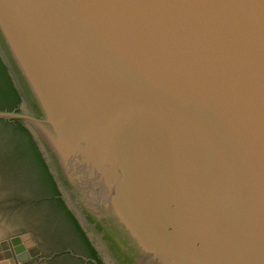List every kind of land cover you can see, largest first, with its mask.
I'll list each match as a JSON object with an SVG mask.
<instances>
[{
  "label": "water",
  "instance_id": "water-1",
  "mask_svg": "<svg viewBox=\"0 0 264 264\" xmlns=\"http://www.w3.org/2000/svg\"><path fill=\"white\" fill-rule=\"evenodd\" d=\"M0 61L101 264H264V0H0Z\"/></svg>",
  "mask_w": 264,
  "mask_h": 264
},
{
  "label": "rangeland",
  "instance_id": "rangeland-1",
  "mask_svg": "<svg viewBox=\"0 0 264 264\" xmlns=\"http://www.w3.org/2000/svg\"><path fill=\"white\" fill-rule=\"evenodd\" d=\"M21 140L18 131L0 123V147L5 151L4 157L0 153V245L18 236L31 254L23 264H58L50 256L66 249L69 241L56 229L57 221L48 217L50 212L58 211L57 204L44 183L41 168L34 160L29 162L20 156L17 144ZM3 163L10 169L8 180L2 177ZM58 260L72 264L67 256Z\"/></svg>",
  "mask_w": 264,
  "mask_h": 264
},
{
  "label": "trees",
  "instance_id": "trees-1",
  "mask_svg": "<svg viewBox=\"0 0 264 264\" xmlns=\"http://www.w3.org/2000/svg\"><path fill=\"white\" fill-rule=\"evenodd\" d=\"M19 102L18 95L12 86L9 76L5 70L4 65L0 61V110H11L17 106ZM15 125H11L13 129L19 132L22 140L18 142L17 148H19V153L22 158H26L29 162L34 160L36 165L41 168L44 175V183L51 193V197L55 200L57 204L58 211H53L48 214V217L56 220V229L58 231H65L66 233H74L79 231L82 235L76 220L67 210L61 199L58 197V191L56 186L48 173V170L34 144L28 131L18 122H13ZM6 125H8L6 123ZM10 126V124L8 125ZM59 216L58 220L57 217ZM92 251V250H91Z\"/></svg>",
  "mask_w": 264,
  "mask_h": 264
},
{
  "label": "flooded vegetation",
  "instance_id": "flooded-vegetation-1",
  "mask_svg": "<svg viewBox=\"0 0 264 264\" xmlns=\"http://www.w3.org/2000/svg\"><path fill=\"white\" fill-rule=\"evenodd\" d=\"M13 122H15V121H13ZM13 122H8V121H2V120H0V123H2V124H6L7 123L8 125L10 124V126L11 125L12 126L15 125V124H13ZM9 151L10 150H7L6 149V152L7 153ZM0 153L4 157L5 151H4V149L2 147H0ZM4 164L5 163L1 164V166H2L1 167L2 177L4 179L8 180L9 179V172H10L9 170L10 169H9V167H5ZM6 164H7V162H6ZM81 232H82V230H81ZM59 233L65 235V237L69 241V246L66 249H63V250H67V249L68 250H71L76 255L84 256V257H87L89 259L90 258L91 259H94V260H96L98 262V264H101V262H100V260H99V258L97 256V254H96V252L94 251V249L90 245L89 241L87 240V238H86V236L84 235L83 232H82L83 235L79 231H76L74 233H66L65 231H59ZM0 246H2V245H0ZM63 250H60V251H63ZM60 251H58L59 253L58 252H55L54 254H52L50 256L55 262H58V264H65V263H61L58 260L59 257H64V256H67V258H69L72 261V264H92L91 262H85V261H83L81 258L74 257V256L70 255V253H68V252H60ZM29 255H30V257L28 259H26L25 261H23L21 263H18V264H23L24 262L30 260L31 259V254L29 253Z\"/></svg>",
  "mask_w": 264,
  "mask_h": 264
},
{
  "label": "crops",
  "instance_id": "crops-1",
  "mask_svg": "<svg viewBox=\"0 0 264 264\" xmlns=\"http://www.w3.org/2000/svg\"><path fill=\"white\" fill-rule=\"evenodd\" d=\"M6 251L7 249H5L3 246H0V261H7V264H18V262L14 259V256H12L11 259L7 257Z\"/></svg>",
  "mask_w": 264,
  "mask_h": 264
},
{
  "label": "clouds",
  "instance_id": "clouds-1",
  "mask_svg": "<svg viewBox=\"0 0 264 264\" xmlns=\"http://www.w3.org/2000/svg\"><path fill=\"white\" fill-rule=\"evenodd\" d=\"M0 264H7V261H0Z\"/></svg>",
  "mask_w": 264,
  "mask_h": 264
},
{
  "label": "built area",
  "instance_id": "built-area-1",
  "mask_svg": "<svg viewBox=\"0 0 264 264\" xmlns=\"http://www.w3.org/2000/svg\"><path fill=\"white\" fill-rule=\"evenodd\" d=\"M44 264H54V263H51V262H46V263H44Z\"/></svg>",
  "mask_w": 264,
  "mask_h": 264
}]
</instances>
